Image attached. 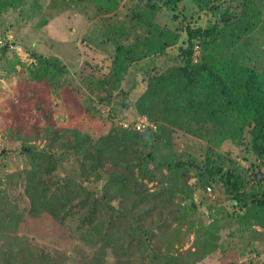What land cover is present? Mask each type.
Instances as JSON below:
<instances>
[{
	"label": "trees",
	"instance_id": "obj_1",
	"mask_svg": "<svg viewBox=\"0 0 264 264\" xmlns=\"http://www.w3.org/2000/svg\"><path fill=\"white\" fill-rule=\"evenodd\" d=\"M183 1L131 0L125 17L106 33L113 40L106 72L88 60L77 72L88 88L120 90L123 101L126 75L134 68L144 72L134 107L155 129H134L136 119L124 127L114 118L120 108L114 106L112 125L98 137L79 125L78 116L62 124L56 99L84 111L86 89L57 56L31 51L27 79L18 73L16 83L9 81L17 99L6 94L1 109L10 144L0 149V264H66L18 234L25 204L32 215L48 212L72 225L88 245L78 264H111L109 256L113 264H202L215 256L232 261L261 254L255 233L264 228V68L239 63L224 51L221 22L175 21ZM194 1L205 10L218 0ZM90 2L96 5L0 0V16L9 27L40 28L66 10L86 11L83 4ZM235 8L227 9V24L258 22L264 0H237ZM173 47L178 53L159 65L156 59ZM0 52L6 56L8 49ZM12 68L17 71L15 63ZM85 72L90 77L83 80ZM179 131L201 142L199 151L189 145L178 151ZM228 138L246 160L254 157L249 166L219 155L217 147ZM12 165L16 169L8 171ZM149 182H156L154 189ZM209 186L223 191L232 209L208 202Z\"/></svg>",
	"mask_w": 264,
	"mask_h": 264
},
{
	"label": "rangeland",
	"instance_id": "obj_2",
	"mask_svg": "<svg viewBox=\"0 0 264 264\" xmlns=\"http://www.w3.org/2000/svg\"><path fill=\"white\" fill-rule=\"evenodd\" d=\"M130 1L95 0L96 5L94 2L87 5L84 3L83 7L86 11L80 8L66 10L53 18H49V22L40 28L31 23L16 24L9 27V22L5 21L6 16H0V47L6 46L8 49L6 56L0 54V149L8 140L3 125L5 120L1 114L5 96L7 94L12 99H17L9 81L12 80L13 83H16L18 73L27 79L25 67L33 60L30 52L35 51L45 56L59 57L76 76H78L77 72L80 70V66L85 64V60L95 64V67H101L102 71L106 72L113 47V40L106 38V33L111 31L112 25L118 26L117 20L125 17L130 9ZM236 2L237 0H218L215 1L216 7L209 8L208 5L205 10H200L194 0H184L177 10L178 12L176 11L175 21L183 20L195 26H208L213 22H221L225 28L224 51L234 57L237 62L262 70L264 68V14L258 22L243 18L227 24L225 19L227 9L229 8V12L236 9ZM99 8L100 10H98ZM236 10L239 11V8ZM229 12L228 15H230ZM109 19H112L113 22H107ZM183 38L185 39V36H182L181 40ZM176 53H178V48L173 47L167 55L158 57L156 61L160 65L165 58L169 59ZM14 63L17 71L12 68ZM87 74L85 72L83 80L90 77ZM145 78L146 74L136 68L126 75L121 88L128 94L123 101V94L118 92L120 90H114L110 93V90L98 89L94 85L88 88L86 81H82L78 76V81L86 89V94L81 98V105L84 108L82 110L84 111H81L77 104L65 103L61 99H56L55 115L62 118L60 122L64 125L71 123V115L78 116L79 125L94 137H98L106 133L114 121L111 106L117 109L120 107L114 117L119 123L144 117V115H139L136 112L134 101L145 87ZM174 139L178 151L185 149L186 145L199 151V146H201V142H196L182 131L175 134ZM6 143L10 144L9 141ZM235 143V140L226 139L221 146L217 147L219 155L226 161L227 158H232L246 167L249 166V163L254 161V157L249 156V159L246 160L243 156L245 155L244 151H241ZM13 160H15V156H13ZM15 169V165L8 167V171ZM155 185L156 182H149L151 189H154ZM3 187L6 185L3 184ZM206 194L208 202L217 206L223 205L229 210L232 209V203L225 198L223 191L212 188L211 193L207 189ZM195 196L200 197L197 192ZM23 211H25V215L18 225V234L21 237L28 239L33 247L63 258L66 260V264H78L80 262L82 250H87L88 245L78 240L72 225L70 227L64 226L48 212L32 215L27 211L26 204ZM202 211H204L203 207ZM257 230L255 234L258 241L262 242L260 255L254 256L246 253L241 259H232V261H230V257L222 259L220 256H215L202 264H229L231 262L239 264L244 260H249L247 264H264V248H262L264 228L258 226ZM108 258L113 264L112 257L109 256ZM251 259L252 261H250Z\"/></svg>",
	"mask_w": 264,
	"mask_h": 264
},
{
	"label": "built area",
	"instance_id": "obj_3",
	"mask_svg": "<svg viewBox=\"0 0 264 264\" xmlns=\"http://www.w3.org/2000/svg\"><path fill=\"white\" fill-rule=\"evenodd\" d=\"M122 124L124 127H130L131 126V124L129 122H123ZM132 126L134 129H137V130H144L148 127L149 128L152 127L154 129L156 128V125L153 122H151L146 116L138 118ZM211 190H212V188L209 186L208 187L209 193H211Z\"/></svg>",
	"mask_w": 264,
	"mask_h": 264
}]
</instances>
